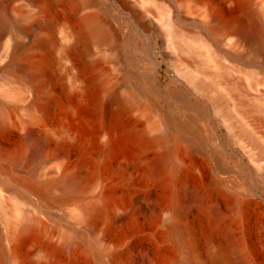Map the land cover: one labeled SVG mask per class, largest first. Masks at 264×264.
<instances>
[{
  "label": "rangeland",
  "instance_id": "374dc122",
  "mask_svg": "<svg viewBox=\"0 0 264 264\" xmlns=\"http://www.w3.org/2000/svg\"><path fill=\"white\" fill-rule=\"evenodd\" d=\"M0 3V264H264V0ZM207 13L226 19L215 59ZM170 88L204 110L201 135L168 126L196 115ZM64 169L70 189L51 184Z\"/></svg>",
  "mask_w": 264,
  "mask_h": 264
},
{
  "label": "bare ground",
  "instance_id": "6f19581e",
  "mask_svg": "<svg viewBox=\"0 0 264 264\" xmlns=\"http://www.w3.org/2000/svg\"><path fill=\"white\" fill-rule=\"evenodd\" d=\"M5 1L6 2H11L12 0H5ZM0 6H2L1 3H0ZM214 18H216L217 24L211 26L210 23L213 22ZM205 19H206L207 23L202 24V30L204 32L202 31V34H200L199 37L204 43H206V47H207L208 51L210 52V57H214V59H215V57L218 56V54H217L218 46L226 44V19L223 18L222 16L221 17H217L216 15L213 16V14H211V13H207L206 16H205ZM2 20H3V18H2V15L0 13V23L2 22ZM170 23H172V25L175 24L173 16L170 18ZM97 25H98V22H97L96 18L93 17V15L92 16L91 15L90 16H86L82 20V28L86 29L88 34L94 32L95 29L97 28ZM176 32H178V31H176ZM129 48H130V52H129L130 53V57L133 60L136 59V57L134 56V51L139 48V44H137L136 42H131L129 44ZM212 61H213V59H212ZM15 62H16V57H12L11 60L6 64V66H8L10 64H13ZM215 63H216V60H215ZM216 65H217V63H216ZM39 73H40V70H36L34 75H39ZM146 80H147V82L149 84V88L151 90H153V91L158 92L157 87L154 85V83H152L153 76H152L151 73H149L146 76ZM221 80H222V78H221ZM199 83L201 85L205 86V87L206 86L210 87V84H208L206 82L201 81ZM166 95L169 96L170 98L177 99L178 102H180L181 104H184L185 106H187L189 108H192L194 110V112L196 113V115H194L196 117L192 116L191 122H189V120H181L180 118H178V116L176 114L172 115V116H170L167 119L168 126L170 128L179 129L180 131H188V132L190 131L195 136L201 135V132H202L203 128H202V123H201L200 120L204 117V115H206L204 113V110L202 109V107L200 105H198L197 103H194L193 101H191L186 94L179 93L177 90H173V89L170 88V89L166 90ZM177 107L180 108L179 105H177ZM260 110H261L260 111L261 113H264V107L262 109H260ZM0 120H3V118L0 119ZM159 136H155V137H153V139L162 140L164 142H168L169 143V140H170L169 137L160 138ZM169 146H171V145H169ZM164 160H165L166 164L171 166V168L173 169L174 172H180V169H181L180 162L178 161V158L177 159L175 158L174 154L171 153V151H169L166 154V156H164ZM172 169H170V172L172 171ZM77 174H78V171H75V170L74 171H71V170L69 171L68 169H64L62 171L61 176L58 179L54 180L51 184L61 185V186H63L66 189H70L75 184V180H76ZM27 184L29 185V187L30 186L32 187V185H33L34 188H37L39 191H41L44 194H47V191H48V189L50 188V185H51V184L50 185L49 184H44V185H41V186L40 185H38V186L36 185L35 186L34 183L33 184H29L28 182H26V185ZM197 195L194 192H190L189 193V198L190 199H194V200H199L200 197H199V195L198 196ZM106 208H107V203L105 202V200L103 198L100 197L98 201L91 203L86 208V212L91 217V216L100 214ZM179 214H180V210L177 207H174L173 211H172V215H171L172 216V221H171V225L170 226H171V229H172V232H173V236L176 237L178 242H180V243H182L184 245V250H185V253H186V260L188 262H190V260L192 259V246L188 242V239H187V236H186L187 234L185 232V229L183 227V224L181 222ZM25 228L26 227H24L23 230H25ZM20 231H22V230H20ZM19 233L21 235V232H19ZM20 235H19V238H20ZM236 250L238 252H243V249L240 246H237ZM222 258L223 257H221V256H216L215 259L218 262V261H222ZM142 261L144 262V264H149V260L146 257H142Z\"/></svg>",
  "mask_w": 264,
  "mask_h": 264
},
{
  "label": "water",
  "instance_id": "95a60500",
  "mask_svg": "<svg viewBox=\"0 0 264 264\" xmlns=\"http://www.w3.org/2000/svg\"><path fill=\"white\" fill-rule=\"evenodd\" d=\"M151 56L153 58V61H154L155 65L157 66L158 65V61H157V59H156V57L154 55V46H152ZM157 75H158V72H157Z\"/></svg>",
  "mask_w": 264,
  "mask_h": 264
}]
</instances>
